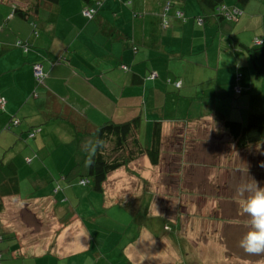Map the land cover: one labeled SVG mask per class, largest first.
I'll return each instance as SVG.
<instances>
[{
	"label": "crops",
	"instance_id": "obj_1",
	"mask_svg": "<svg viewBox=\"0 0 264 264\" xmlns=\"http://www.w3.org/2000/svg\"><path fill=\"white\" fill-rule=\"evenodd\" d=\"M167 1L172 9L166 13ZM202 1L101 0L95 4L98 13L89 21L80 0H61L57 5L39 2L38 13L29 19L14 15L13 6L28 9L35 1L0 0V97L7 101L5 111H0V161L13 162L19 176V192L4 198L0 214L1 264H101L104 259L103 264H264V256L256 262L231 250L239 247L248 230L240 211L236 218L233 212L224 213L231 218L229 223L212 222L204 231L205 226L191 219L185 223L187 216L181 218L195 213L179 209L180 218L167 219L155 214L153 207L145 210L144 187L129 191L124 184L146 183L147 191L154 182L148 173L117 171L104 193L79 192L77 182L63 178L78 158L77 144L70 142L81 135L68 122L72 109L79 115L74 122L80 120L84 131L136 119L140 139L149 147L155 123L162 122L164 145L171 135L180 138V145L183 137L184 143L195 145L190 130L204 135L197 145L215 154L220 149L224 139L218 133L212 139L205 137L209 128L204 126L223 131L226 119L235 117L231 100L245 101L246 96L235 92L237 73L243 75L238 84L244 93L251 95L261 87V81L254 80L249 49L264 34V0H224L240 8L242 15L222 28L208 23L199 26L196 18L204 12ZM177 12L183 16L178 18ZM33 21L38 36L33 33ZM19 41L31 50L26 53L16 47ZM61 57L66 61L58 63ZM34 63L42 65L47 75L37 100L31 96ZM153 72L156 79H146ZM12 117L21 124L7 131ZM201 118L205 120L201 126L188 124ZM35 128L38 134L29 142L27 133ZM168 147L163 148L164 156ZM36 154L28 165L26 161ZM226 158L218 167L231 161ZM144 159L142 167L148 170L152 166ZM58 184L64 195L56 192ZM83 201L88 210L79 208ZM130 201L138 202L127 207ZM203 233L205 242L200 243ZM214 245L220 256L205 254ZM103 249L111 254L101 257Z\"/></svg>",
	"mask_w": 264,
	"mask_h": 264
},
{
	"label": "trees",
	"instance_id": "obj_2",
	"mask_svg": "<svg viewBox=\"0 0 264 264\" xmlns=\"http://www.w3.org/2000/svg\"><path fill=\"white\" fill-rule=\"evenodd\" d=\"M34 4L28 9H24L19 6H13L14 15L21 16L24 19H29L30 16L36 15L40 9L39 2H45L48 4L57 5L61 0H33ZM83 4L86 5V9L83 11V15L89 21L95 18L98 13V8L95 7V4L100 5L101 0H80ZM168 3L170 4L168 6ZM203 14L200 17H197V22L199 26H204L205 23L210 25L220 26L221 28L230 23L237 22L239 17L242 15V10L238 7H230L225 4L224 0H203ZM172 9V2L167 1L164 6V10L167 13ZM92 10L91 15H86V11ZM239 13L237 14L235 13ZM32 14V15H31ZM178 17V12L176 13ZM237 16V17H236ZM179 18V17H178ZM200 21L202 23H200ZM33 33L37 36L39 35V31L37 28V24L35 21L32 23ZM262 39L256 40V46L250 50V56L252 59L253 67H254V76L257 81L260 82V86L264 88V34L261 35ZM16 47H20L24 52L28 53L31 48L22 41H19ZM1 50V46H0ZM66 61L64 57L58 59V63H62ZM41 66L39 63L32 64L33 76L35 81V88L32 92L31 96L34 100H37L40 95L38 90L44 86L45 79L47 77L46 73H44L43 68V76L39 77L35 74V67ZM124 69H127L126 66H122ZM155 75V76H153ZM158 75L153 72L146 79H156ZM236 86L235 92L237 95L246 96L245 101L242 98L235 97L232 99V102H239L240 106L245 109H249V104H255L256 110L255 112L252 108L249 110H245L244 112H239L242 118L237 116L234 111L235 117L227 118L225 123L222 124V130L228 132V134L233 138L235 146L237 150L249 149L252 147H256L264 144V91H258L256 94L244 93L243 88L238 84L243 80V75L240 73L236 74ZM255 80V79H254ZM176 88L181 87V83H174ZM238 84V85H237ZM255 89H259L256 87ZM254 89V90H255ZM249 96V97H248ZM248 98L249 101L246 99ZM0 111H5L6 108V100L0 97ZM248 101V105L244 102ZM233 102V103H234ZM231 110V108H230ZM71 117L68 122L72 123V127L74 132L79 135L77 139H71L72 142H76L77 144V152L78 158H76L73 167L63 174V178L67 183L77 182L79 185L89 188L92 191H99L104 193L105 185L108 183L111 175L116 173L117 171L123 170L130 171L133 169L132 167L136 164L140 159L148 158L150 164L153 168L160 167V164L163 160V128L162 122H156L152 131L151 140L148 144L149 147L144 145L140 139V126L139 120H132L124 123H114L107 122L100 127H97L95 131L90 132L87 130L81 129V124L75 119L79 115L74 113L75 111L71 110ZM230 112H233L232 110ZM231 115V114H230ZM233 116V115H231ZM13 118V117H12ZM194 123L191 121L188 124H197L201 126L205 120L201 118L200 120H194ZM21 124V120L13 118L8 123L6 130H12L13 127L19 126ZM38 134V130L35 128L31 131H28L27 137L28 139L34 140ZM182 138V137H181ZM184 138V137H183ZM182 138V139H183ZM104 141V144L101 148H98L95 154L92 156L93 163L92 165L86 166V160L92 154L91 153V145L88 148L85 145L92 141L93 143L96 140ZM192 140V138H191ZM206 147V146H205ZM76 153V152H75ZM37 157V154L30 157L26 163L31 165L34 161V158ZM134 175V173H132ZM172 178V177H171ZM61 187V186H60ZM60 187L56 188V192L60 191ZM19 192V176H18V167L15 166L13 162L5 163L4 161H0V214L4 211V198L11 197L17 195ZM168 222V221H167ZM169 224H171L169 222ZM3 258L0 252V264L2 263Z\"/></svg>",
	"mask_w": 264,
	"mask_h": 264
},
{
	"label": "rangeland",
	"instance_id": "obj_3",
	"mask_svg": "<svg viewBox=\"0 0 264 264\" xmlns=\"http://www.w3.org/2000/svg\"><path fill=\"white\" fill-rule=\"evenodd\" d=\"M1 7L2 6L0 5V8ZM254 79L257 82L255 76ZM262 80L264 81V78ZM259 90L264 91V88L259 87V89H255L253 94H256ZM247 100L249 101V99ZM248 101L244 103L246 104V106L250 105L249 109L242 108L239 102L233 101L234 104L232 103L230 105L234 107V111L237 114L242 111L244 112L245 110H253L255 112L257 105L253 103L248 105ZM231 106H229V108H231ZM251 108L252 110H250ZM237 116L240 117V114ZM204 127L205 129L209 128L208 131L206 130L207 134H205V137L212 139L213 135L215 133H218L221 135L222 139H224L223 145L216 152V154L215 151L213 152V150H211V148L209 147L197 145V142L200 141V139L203 138L204 135H201V137H199L198 134H195L193 131L188 130L190 137L195 141L196 144L191 145L189 143H184L183 138V140L181 139L180 145V138H175V135H171L167 138V143L164 145L165 147L169 146V150H165V156L163 157V160L161 162V167H158L157 169L153 167H148V170L144 169L145 167L143 168L142 166L145 165L143 164V161H145V159H140L136 164H134L132 168L135 171H138V173H148V175L154 179V182L151 180L150 183L152 185H149L150 189L147 188V191L145 190L147 185L146 183H144L145 186L142 184V182H138V185L136 183H130L129 185L128 183L124 184L125 187L128 186L129 191L132 190V188L137 191V187H139V190H141V188L143 189L144 187V191H142L141 195H143L144 193H148L145 197V202L143 201L145 203V210H151L153 207V209H156L154 211L155 214L163 215L166 218L168 217L167 219H175L180 218L177 210L181 209L182 212L188 211L187 213L189 215H192L191 213H195L193 216L183 214L181 218L187 216L185 217V223L188 222L190 224V221H186V219H191L193 220V222L196 221L200 225H203V227L212 222L227 224L230 222L228 219L231 218L228 215H226L225 217L224 213L233 212L232 218H236V213L239 214L236 195V189L238 185L244 182L250 183L251 179H253L258 182L260 187H264V167H260V164L264 163V144L249 149L237 150L234 140L233 138H231L228 132H226L225 130L221 131L214 125H205ZM142 129H145L144 125ZM67 136L69 138V135ZM60 138L61 136L55 138L54 141L58 142ZM213 140L217 141L218 139ZM28 141L32 142V139H28ZM141 141L143 144H145L143 137L141 138ZM62 144L69 143L63 142ZM195 147H197V149H195ZM59 149L61 148L58 147L57 150ZM192 152L194 153V155H192ZM60 154V151L56 153L55 156L57 160L60 159ZM210 156H213L211 160ZM225 157H227L226 160L231 161L226 165L218 167V164H222L224 162ZM53 178H49V180L53 181ZM50 186L51 184L48 185V188ZM76 186V189L79 192L84 193L85 191H90L89 188H86L84 186ZM57 187H60V185L58 184ZM110 190H108L107 195L109 197V203H113L111 202L112 199L109 194ZM60 193H62L61 195H64L62 187H60ZM87 193L88 192H86L84 195H80V198L82 199V197H85ZM86 200H88L87 197ZM137 202L138 201L127 202V207H130V204H134L133 207H135V203ZM78 206L82 210L89 209L88 206H86V201L78 204ZM166 209H168L167 212H165ZM100 214L102 215L103 211ZM140 216H142V214H138L136 218L140 219ZM105 217H101V219H105ZM238 219L240 220V218ZM157 224L158 223H156V225ZM243 225H245L244 221ZM88 226L90 227L89 232L91 233V229H93V222L88 223ZM156 227L159 230V225H157ZM206 230L207 228L205 226L204 231ZM188 234L189 233H187V235ZM205 237L206 236L204 233L201 234L198 241L200 243H204ZM103 243L104 240L102 238L100 240L101 247ZM107 243L109 245V242ZM213 243L215 242L213 241L212 244ZM113 244L115 243L113 242ZM202 246L204 247V244H201V247ZM231 250H236L234 252L239 256L244 255L251 256L252 258L254 257V261L256 262L259 260V257L261 260L263 258L262 256H264L248 255L239 247H234ZM96 251H98V249ZM110 254L111 253L109 251L103 249L101 250L100 256L107 257V255ZM205 254H209L213 257L220 256V253L218 249H216V246L210 249L208 253ZM104 261L105 259L101 264H103Z\"/></svg>",
	"mask_w": 264,
	"mask_h": 264
},
{
	"label": "clouds",
	"instance_id": "obj_4",
	"mask_svg": "<svg viewBox=\"0 0 264 264\" xmlns=\"http://www.w3.org/2000/svg\"><path fill=\"white\" fill-rule=\"evenodd\" d=\"M103 144L104 141L98 139L85 145L86 148L91 145L92 153L86 160V166L92 165V156ZM260 167H264V163H261ZM236 195L239 211L248 221V230L240 238L238 246L248 255H264V187H260L258 182L251 179L250 183L238 185Z\"/></svg>",
	"mask_w": 264,
	"mask_h": 264
},
{
	"label": "built area",
	"instance_id": "obj_5",
	"mask_svg": "<svg viewBox=\"0 0 264 264\" xmlns=\"http://www.w3.org/2000/svg\"><path fill=\"white\" fill-rule=\"evenodd\" d=\"M170 4L168 3V6H169ZM92 10H87L86 11V15H91L92 14ZM235 14H237V16L239 15V13L237 12V13H235ZM183 16V14H182V12H178V17L179 18H181ZM236 16V17H237ZM200 23H202L201 21H200ZM35 74L37 75V76H39V77H42L43 76V72H42V68H41V66H36L35 67ZM153 76H155V75H153ZM0 101H1V99H0Z\"/></svg>",
	"mask_w": 264,
	"mask_h": 264
}]
</instances>
